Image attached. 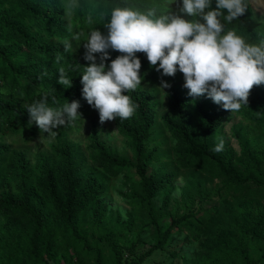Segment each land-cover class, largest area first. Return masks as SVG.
Wrapping results in <instances>:
<instances>
[{"label":"trees","instance_id":"trees-1","mask_svg":"<svg viewBox=\"0 0 264 264\" xmlns=\"http://www.w3.org/2000/svg\"><path fill=\"white\" fill-rule=\"evenodd\" d=\"M252 1L246 0L244 15L225 22V31L259 45L264 42V14L253 9ZM176 3L76 0L70 17L60 0H0V264H143L177 240L197 242L192 264H264V85L254 86L248 105L240 109L247 126L231 133L236 152L221 132L227 110L194 103L181 87V72L162 76L145 54L137 53L142 82L125 93L136 111L129 119L114 120L131 155L119 154L96 133L90 137L89 163L67 139L50 144V153L34 163L14 149L47 134L29 122L27 113L45 95L54 108L79 101L82 118L75 122L96 113L82 96V74L89 63L83 44L91 31L107 33L104 26L113 8L155 9L161 15L172 14ZM65 41L71 45L67 50ZM109 54L111 59L121 55L111 49ZM61 67L71 87L58 83ZM162 80L171 85L169 111L161 120L173 141L171 149L154 138V89ZM221 139L223 151L214 152ZM172 167L176 170L169 171ZM179 170L190 176L183 188V211L172 213L167 206ZM119 175L127 185L126 220L101 201L106 179ZM215 180V189L207 190L206 183ZM194 192L200 194L195 202L190 200ZM214 197L216 205L209 206ZM143 233H148L147 242ZM169 256L178 254L169 251Z\"/></svg>","mask_w":264,"mask_h":264},{"label":"clouds","instance_id":"clouds-1","mask_svg":"<svg viewBox=\"0 0 264 264\" xmlns=\"http://www.w3.org/2000/svg\"><path fill=\"white\" fill-rule=\"evenodd\" d=\"M215 5L213 9L212 0H182L179 10L194 18L191 20L177 14L157 15L155 9L117 6L111 10L104 26L107 33L91 31L83 44L84 59L89 63L82 74V96L98 111L101 124L117 118L126 120L135 113L137 105L125 93L135 91L142 82L137 53L145 54L150 66L162 76L174 77L181 72L192 97L207 95L230 112L248 105L253 87L264 85V42L251 44L234 30L225 31V22L245 14L246 0H215ZM70 47L65 41V50ZM110 49L121 55L111 59ZM58 72V83L71 87L65 69L61 67ZM160 87L171 85L162 80ZM80 107L76 100L50 107L45 95L29 105L27 113L40 133L54 138L57 132L53 129L82 118ZM223 148L221 139L213 151L218 153Z\"/></svg>","mask_w":264,"mask_h":264},{"label":"rangeland","instance_id":"rangeland-1","mask_svg":"<svg viewBox=\"0 0 264 264\" xmlns=\"http://www.w3.org/2000/svg\"><path fill=\"white\" fill-rule=\"evenodd\" d=\"M64 5L66 14L71 17L72 8L76 5V0H60ZM182 4V0H177V3L174 7L172 14L181 15L183 18L191 20L193 17L187 16L184 13H181L179 6ZM253 9L257 13L264 14V0H253ZM214 9L215 7L212 6ZM199 19V18H197ZM202 21V19H201ZM161 84H158L154 89V94L156 95V100L158 102L157 106V124H156V133L154 135L155 143L163 144L167 143V148L171 149L173 146V141L170 139L169 133L162 127L161 120L162 116L168 113L169 104H168V92L169 88L162 89ZM183 89L189 91L184 85H181ZM194 103L203 102L205 105L213 104L214 107L223 108L222 104L217 105L214 102L210 103L212 100L207 97V95L200 97L190 96ZM247 122L244 120L241 111L230 112L227 111V114L223 120L221 132L228 138L231 147L238 152L239 147L236 140L231 137V133L236 126H241L245 128ZM70 127L66 129L54 130L57 132V135L52 138L46 135H40L32 143L24 145L18 143L14 145V149L17 151L24 152L27 158L31 162H35L36 158L41 154L50 153V144L58 143L61 139H67L73 144L77 145L79 151L85 156L86 160L89 163V144L90 137L93 133L98 135L99 139L111 147L113 150L117 151L119 154L131 155L129 149L126 147V144L123 138L118 134L117 128L115 126L114 120L100 123L99 113L96 110V113L90 117H87L81 121L72 122ZM61 142V141H60ZM176 170L175 167L169 169ZM177 178L173 182L174 189L171 194V200L168 203L167 209L174 213L183 211V188L186 181L189 179L190 174L188 172L179 170L177 173ZM188 174V175H187ZM217 186V181L213 183L207 182L205 187L207 190H213ZM106 190L107 193L101 198L102 203L106 205V208L109 212L113 213L115 216H119L121 220H126L127 213L129 212V206L124 198V194L127 192V185L125 183V177L119 175L116 178L106 179ZM200 197L198 192H194L190 195L191 201H196ZM216 197L212 199L209 203V206L216 205ZM215 203V204H214ZM160 205V202L157 201V206ZM196 206V204H195ZM142 240L145 242L148 241V233H143L141 235ZM148 248V244H145L142 251ZM198 250L197 242H191L190 244L185 243L181 240H177L170 248L165 250L155 251L151 256H149L143 264H192L189 262L194 252ZM169 251L177 252L178 256L171 258L169 256Z\"/></svg>","mask_w":264,"mask_h":264}]
</instances>
